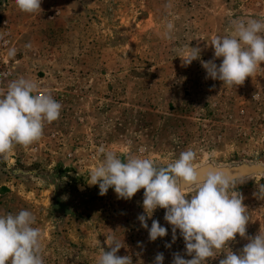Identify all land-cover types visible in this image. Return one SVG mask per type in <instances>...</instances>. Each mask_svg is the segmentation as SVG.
<instances>
[{"label":"rangeland","instance_id":"rangeland-1","mask_svg":"<svg viewBox=\"0 0 264 264\" xmlns=\"http://www.w3.org/2000/svg\"><path fill=\"white\" fill-rule=\"evenodd\" d=\"M262 17L264 0H42L33 14L0 0V93L24 77L62 104L38 141L0 156V215H35L44 264H96L109 235L133 264H153L157 253L163 264L174 253L191 258L179 230L172 242L162 208L147 223L158 220L168 234L149 240L138 220L143 189L125 200L87 183L102 147L161 167L194 149L197 170L235 172L250 217L246 235L264 232V63L233 87L206 79L201 64L233 21ZM189 46L201 49L200 59L184 66ZM247 243L237 234L229 247L238 253Z\"/></svg>","mask_w":264,"mask_h":264},{"label":"clouds","instance_id":"clouds-1","mask_svg":"<svg viewBox=\"0 0 264 264\" xmlns=\"http://www.w3.org/2000/svg\"><path fill=\"white\" fill-rule=\"evenodd\" d=\"M41 3L42 0H15L18 9L28 14L41 11ZM166 29L170 36L173 23H167ZM210 45L213 59L201 60L206 79L219 80L227 87L242 85L264 63V17L233 21L231 33L216 36ZM200 53L199 47L189 46L188 55L180 57L182 65L200 59ZM14 54L15 49L9 50V55ZM219 58L222 60L217 65L215 60ZM38 87L32 80L19 77L9 82L6 92L0 93V156L6 158L15 146L27 147L38 141L45 123L59 119L62 104L50 93L39 94ZM100 152L103 159L90 171L87 183L98 185L101 196L112 188L118 199L125 200L143 189L144 212L138 220L148 231L150 241L168 234L158 220L153 219L150 228L147 223L156 209H164V220L172 227V242L179 230L185 255L191 257L174 253L172 264H208L221 252L225 255L219 264H264V232L246 235L250 217L243 203L245 197L237 190L238 181L219 170L209 171L201 179L194 167V149L182 151L177 159L162 167L141 155L129 154L122 159L103 147ZM259 195L264 198V184L259 185ZM35 224L36 217L29 210L0 215V264H44L42 233ZM237 234L248 240L238 253L229 247ZM105 243L108 250L101 248L96 264H133L131 256L117 255L124 247L122 241L109 235ZM165 246L170 248L171 244ZM163 262L164 254L157 253L153 264Z\"/></svg>","mask_w":264,"mask_h":264},{"label":"water","instance_id":"water-1","mask_svg":"<svg viewBox=\"0 0 264 264\" xmlns=\"http://www.w3.org/2000/svg\"><path fill=\"white\" fill-rule=\"evenodd\" d=\"M209 171H212V170H209V169H201V170H197V175L203 179L206 174L209 172ZM225 174L229 175V176H233L235 172H229V171H223Z\"/></svg>","mask_w":264,"mask_h":264}]
</instances>
